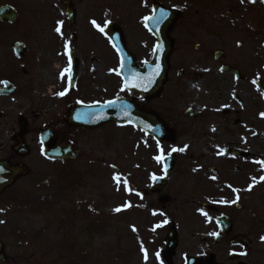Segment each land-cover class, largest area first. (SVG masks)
Here are the masks:
<instances>
[{"label": "flooded vegetation", "instance_id": "af4514ba", "mask_svg": "<svg viewBox=\"0 0 264 264\" xmlns=\"http://www.w3.org/2000/svg\"><path fill=\"white\" fill-rule=\"evenodd\" d=\"M52 1L57 13L50 31L45 22L28 23L20 0H0V8L13 6L19 13L15 24L0 21V81L8 82L0 83V168L5 173L27 167L28 173L0 194V233L10 214L22 213L15 209L17 184L34 174L32 160L57 168L88 163L89 135L104 147L115 131L125 129L134 167L131 178L120 177L121 200L136 204L139 233L147 249L159 253L157 261L143 264H264V164L257 163L264 161V149L251 150L264 141L260 13L239 19L234 13L206 16L202 9L192 16L180 7L181 18L163 32L169 40L160 49L158 32L145 21L156 0H131L133 17L130 9L120 10L119 0H91L82 17L74 0ZM67 1L77 10L73 20ZM161 53L169 60L165 84ZM119 101L130 117L127 127L113 116ZM41 136L60 151L72 147L78 158L46 160ZM172 156L173 173L153 191ZM82 171L63 178L75 186L90 174L87 166ZM170 231L177 242L171 259ZM7 257L0 264L25 262Z\"/></svg>", "mask_w": 264, "mask_h": 264}, {"label": "rangeland", "instance_id": "374dc122", "mask_svg": "<svg viewBox=\"0 0 264 264\" xmlns=\"http://www.w3.org/2000/svg\"><path fill=\"white\" fill-rule=\"evenodd\" d=\"M74 1L80 17L92 2ZM158 1L166 7H183L192 16L196 10L203 9L204 15L211 17L234 13L244 19L248 14L260 13L264 18V1L262 5H253L251 0L243 3L241 0H192L198 3L193 7L184 0ZM20 2V13L28 23L45 22L43 26L47 29L52 25L51 20L57 13L52 0ZM118 4L120 10L126 13L130 9L134 16L131 0H119ZM114 137L103 147L95 135H89L88 163L79 161L70 167L57 168L31 161L33 176L17 184L21 196L15 209L22 213L10 214L12 218L7 226L1 227L0 240L10 258L26 260L21 264H143L155 261L154 247L147 250L139 233L141 224L134 220L135 207H125L130 204L121 200V185L114 180L115 176L125 175L129 179L133 175L131 136L121 129L114 132ZM260 141L251 150L264 149V141ZM85 166L90 174L77 181L76 186H69V179L62 180L64 174H78ZM115 167L123 171L122 175ZM40 173L44 175L43 181L37 179ZM116 208L121 211L116 212ZM93 225L96 228L91 230Z\"/></svg>", "mask_w": 264, "mask_h": 264}, {"label": "water", "instance_id": "95a60500", "mask_svg": "<svg viewBox=\"0 0 264 264\" xmlns=\"http://www.w3.org/2000/svg\"><path fill=\"white\" fill-rule=\"evenodd\" d=\"M263 0H255V2H262ZM66 11L68 12V14L70 15V17L73 20L74 14H75V10L73 9V7H71L70 3H66ZM161 10H163L166 13V16L164 18H162L159 22V24L156 23V28L160 31V37L161 38V42L162 43H168L169 38L167 37L166 34H164L163 32L165 30H170L173 27V22H175L176 20H178L180 18L179 13L176 11H166L164 10L160 5H157V9H156V13L155 16L159 17L160 16V12ZM18 19V14L11 8V7H3L0 9V21H10L12 23L16 22ZM167 64H168V60H167V56H164L163 58V81L164 83L166 82V76H167ZM116 117V121L120 124L123 123L122 125H128L127 123L129 122V116L127 115V111L126 108L124 106L119 105L118 109L114 115ZM90 128H95V127H90ZM44 156L49 159L55 160L58 159V157H60L61 159H68V158H76L78 156V153L74 150H71L70 148H68V153L65 154H59L58 152H56L52 146H51V141L46 139L44 141ZM174 160L171 159L170 163L169 161H167V163H165V167H166V173L169 176L173 169H174ZM19 168V167H18ZM17 167L15 168H11L10 172H6L5 175L0 174V193L4 192L5 189L11 187L17 179H19L20 177L26 176V168L25 167H21V169H18ZM165 183H163L162 185L164 186ZM176 235L174 231H170L169 235H168V240L167 242L170 241V246L172 251L175 249L176 247ZM173 253L171 252V256L172 257ZM0 260H6V256H5V250H4V246L0 243Z\"/></svg>", "mask_w": 264, "mask_h": 264}, {"label": "snow or ice", "instance_id": "6c2138e0", "mask_svg": "<svg viewBox=\"0 0 264 264\" xmlns=\"http://www.w3.org/2000/svg\"><path fill=\"white\" fill-rule=\"evenodd\" d=\"M244 2V0H241V3H243ZM251 2H255V0H251ZM154 12H155V10H153ZM166 16V13L163 11V10H161V12H160V16L159 17H157V16H155V15H153V16H151V17H145V21L147 22V21H149V20H153V21H155L157 24H159V22H160V20L162 19V18H164ZM59 24H63V22L62 21H60V22H58ZM92 23H93V25L95 26V27H97L98 29H99V31H101V32H103L104 31V29L102 28V27H100L99 25H97L96 24V22L95 21H92ZM146 26H147V23H146ZM56 31L59 33V32H61V29H60V27H57L56 28ZM62 34V33H61ZM66 47V49H67V45L65 46ZM159 47V46H158ZM71 55H70V52H69V59H68V64H69V67L67 68V69H65V72H69L70 73V71H71ZM159 65H157L156 66V68H157V70L159 69ZM63 75H64V73H62L61 74V76H62V78H63ZM152 81L151 80H149V83H151ZM0 83H2V84H4L5 86H7V84H8V82L7 81H0ZM253 84H256L257 83V81H253L252 82ZM132 87H137V86H139L138 84H132L131 85ZM145 90H147V88L145 87ZM65 93L64 92H60V93H57V95H60V96H63ZM262 94H264V93H262ZM115 102L113 101V102H109V105H111V104H114ZM262 116H264V113H262L261 114ZM185 149H175V148H173L172 149V151H184ZM160 151H161V155L160 156H157V157H155V159L158 161V162H163V149L161 148L160 149ZM257 163H261V164H264V161H258ZM166 170V169H165ZM0 171H3V169L2 168H0ZM155 178V177H154ZM120 177L119 176H115L114 177V180H116V182L119 184V182H120ZM253 179H255V178H253ZM261 180H264V177H261L260 178ZM250 190V189H249ZM234 191H238V190H236V189H234ZM239 199V197L237 196V200ZM224 203H227V201H223ZM236 201H232V203H235ZM131 205H125V207H130ZM115 211L116 212H119V211H121V208H116L115 209ZM204 215H206L207 216V213H203ZM0 223H3V221H0ZM160 225H157V227H159ZM133 230L135 231V228H133ZM153 230H155V229H153ZM212 235H216V233H212ZM262 239H264V237H262ZM157 255V257L159 258V253H157L156 254ZM145 259H147V252H146V250H145Z\"/></svg>", "mask_w": 264, "mask_h": 264}]
</instances>
